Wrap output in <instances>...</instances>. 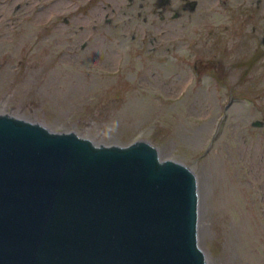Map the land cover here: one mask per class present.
Here are the masks:
<instances>
[{
	"label": "rangeland",
	"instance_id": "1",
	"mask_svg": "<svg viewBox=\"0 0 264 264\" xmlns=\"http://www.w3.org/2000/svg\"><path fill=\"white\" fill-rule=\"evenodd\" d=\"M31 3L0 6V115L96 146L147 141L196 176L206 263L264 264V126H251L264 121V0L255 20L220 13L212 35L203 31L210 22H199L196 37L178 25L179 37L158 47L166 62L141 84L123 68L127 57L111 54L113 75L62 54L67 37L36 33ZM141 58L131 61L145 66Z\"/></svg>",
	"mask_w": 264,
	"mask_h": 264
},
{
	"label": "water",
	"instance_id": "2",
	"mask_svg": "<svg viewBox=\"0 0 264 264\" xmlns=\"http://www.w3.org/2000/svg\"><path fill=\"white\" fill-rule=\"evenodd\" d=\"M197 222L194 172L147 141L0 115V264H207Z\"/></svg>",
	"mask_w": 264,
	"mask_h": 264
},
{
	"label": "flooded vegetation",
	"instance_id": "3",
	"mask_svg": "<svg viewBox=\"0 0 264 264\" xmlns=\"http://www.w3.org/2000/svg\"><path fill=\"white\" fill-rule=\"evenodd\" d=\"M21 1L24 0H15L19 5ZM6 3L7 0H0V6ZM262 4L263 0H32L28 10L33 15L36 33L47 30L54 37L60 32L63 43L67 37L62 54L74 53L72 56L78 58L82 54L86 59L84 64L104 73L120 69L119 66L114 71L109 69L111 54L116 53L118 61L127 57L123 68L132 73L133 82L141 84L151 73L152 65L166 62L167 50L161 54L163 50L159 51L158 47L171 41L170 36L179 37L178 25L182 28L192 25L187 35L196 37L200 34L199 22H210L203 31L212 35L216 27L214 21L219 19L220 13L229 21L241 17L255 20ZM41 14L46 15L43 21H39ZM142 53L147 63L144 66L140 62L137 66L131 59H142ZM261 122L264 126V121Z\"/></svg>",
	"mask_w": 264,
	"mask_h": 264
}]
</instances>
